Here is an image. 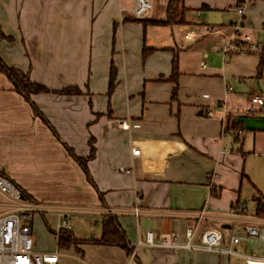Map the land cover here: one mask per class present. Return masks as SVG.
Masks as SVG:
<instances>
[{
	"label": "crops",
	"instance_id": "1",
	"mask_svg": "<svg viewBox=\"0 0 264 264\" xmlns=\"http://www.w3.org/2000/svg\"><path fill=\"white\" fill-rule=\"evenodd\" d=\"M169 1L153 0L150 16L138 20L133 0H0V59L48 90L30 97L46 124L0 72V172L40 212L70 209L77 240L99 239L102 220L115 218L130 249L142 243L139 264L264 258L248 253L252 246L264 251L258 243L230 246L245 226L264 227V217L254 215L258 201L264 203V106L253 103L249 112L250 98L264 97V50L220 54L232 32L224 27L239 20L229 15L237 0H180L183 25L142 23L163 21ZM210 12L220 13L221 23L204 36ZM242 24L253 42H264V0L245 7ZM190 30L202 36L184 42L182 33ZM144 48L153 50L145 58ZM174 52L175 83L168 81ZM112 66L116 86L108 95ZM68 88L78 93L59 94ZM90 139L88 179L63 144L86 158ZM204 206L201 228L219 230L222 247L233 255L144 245L148 232L155 244L173 236L183 244ZM48 239L54 244L36 242L34 249L52 253L56 247L58 264L63 258L127 264L126 250L117 246L80 243L64 255L56 238Z\"/></svg>",
	"mask_w": 264,
	"mask_h": 264
},
{
	"label": "built area",
	"instance_id": "2",
	"mask_svg": "<svg viewBox=\"0 0 264 264\" xmlns=\"http://www.w3.org/2000/svg\"><path fill=\"white\" fill-rule=\"evenodd\" d=\"M252 0H237L235 12L239 20L229 25L231 35L226 38L224 45L220 49V54L224 57L236 54H257L264 50V42H253L250 35L243 31L242 17L244 9ZM153 10V0H133L132 14L138 20L146 19ZM201 14L198 13V16ZM211 24L204 25V36L212 31ZM264 37V25L260 28ZM202 35L190 30L182 33L184 42H193ZM205 68L204 64L202 65ZM230 89H228V92ZM249 112L254 113L253 103L259 107L264 106V97L253 96L250 98ZM124 130L129 129V122H120ZM132 154L137 156L139 150H132ZM122 171V170H121ZM0 264H58L59 253L37 252L33 248L32 228L29 221L33 217V212L40 210L28 199L24 198L20 189L0 172ZM204 206L197 214L193 226L186 228L184 233L185 241L183 244L178 242V238L173 236L170 241L162 239L159 244L153 241V233L148 232L145 236L144 245L160 246L174 249H184L188 251L203 250L206 252L225 253L233 255L231 247H222L223 236L217 229H202L201 221L204 219ZM239 208H243L239 206ZM50 209L41 210L42 212ZM56 217V230L54 237L61 230H71V210L58 208L51 210ZM241 241L258 243L264 247V227L247 225L243 229L240 237H232L230 246L236 245ZM142 243L138 241L137 246ZM137 246L128 255L127 264H139L137 260ZM244 264H264V258H255L243 255Z\"/></svg>",
	"mask_w": 264,
	"mask_h": 264
},
{
	"label": "trees",
	"instance_id": "3",
	"mask_svg": "<svg viewBox=\"0 0 264 264\" xmlns=\"http://www.w3.org/2000/svg\"><path fill=\"white\" fill-rule=\"evenodd\" d=\"M178 2H180V0H170L168 2L167 10H166V18L163 21L152 20V21H146V22L144 21L142 23L144 25H151V26L183 25L185 23L184 18H183V14L185 10L181 9L180 14H178L177 8H176ZM200 10L209 11V8L206 5H202ZM115 27L116 25L114 24V29ZM0 36L2 37V35ZM152 51L153 50L144 48L142 51V57L145 58L147 54ZM260 67H261V61H260L258 68ZM0 72H2L7 77V79L9 80V82L11 83L13 87V90L17 94L22 96L27 103H29L34 114H36L46 124H48V122L44 119L43 115L39 112V110L36 108V106L32 103L30 99L31 95L38 94V93H48V90L38 84L31 82L29 80L27 73H23L17 69L7 67L2 62L1 59H0ZM177 75H178L177 74V57H176V53L174 52L172 60H171V73H170V77L168 81L175 83ZM115 81H116L115 69L112 66L110 69L108 95H110L114 91V88L116 86ZM73 93H78V91L73 88H68V89H65L59 92V94H62V95H70ZM238 127L239 126L237 125H232L231 130L233 132H236ZM55 137L57 138L56 134H55ZM89 146H90L89 155L86 158H81V157H77L76 155H74L73 151L63 144V147L65 148L67 154L78 164V166L81 168V170L84 172V174L87 176L88 179H89V173L87 169V162L94 157L93 139L89 140ZM22 195L24 198L31 201V199H29L24 192H22ZM254 215L257 217H264V203L261 200H259L257 203ZM51 233L55 235V232H51ZM56 243H57V247L60 249H69L71 246H76L80 243L81 244L86 243V244L100 245V246H117V247H120L126 250L127 255H129L132 250V248L130 249L128 247L124 231L120 228L116 219L111 216H107L102 220L101 236L99 239L81 241V240H77L76 238H74L70 231L61 230L59 234H57Z\"/></svg>",
	"mask_w": 264,
	"mask_h": 264
},
{
	"label": "rangeland",
	"instance_id": "4",
	"mask_svg": "<svg viewBox=\"0 0 264 264\" xmlns=\"http://www.w3.org/2000/svg\"><path fill=\"white\" fill-rule=\"evenodd\" d=\"M195 12V11H193ZM230 15V19H235L236 18V12L235 9L232 8L229 12ZM226 18V17H225ZM224 23L226 24V20L224 21ZM229 23L226 24V26L224 28L227 29V27L229 28ZM179 38V37H178ZM206 37L203 38V40L200 41L201 42H205ZM0 202H2L0 200ZM54 212L51 210L45 211V212H33V217L32 219L29 221V225L32 228V239H33V248H34V243L38 242L40 246H46L47 243H50L51 245L54 244L53 240L48 239V236H51L53 238V234L51 232H54L56 230V219L54 217ZM72 220V217H71ZM35 250V249H34ZM56 251V247H54V252ZM62 251H67L66 249L60 250ZM249 254L251 255H255L257 257H262L264 256V251L261 250L260 248H258L257 246H252L251 250H248ZM63 253V252H62ZM247 253V252H246ZM64 255H66L67 253H63ZM74 261H72V263L69 264H73ZM61 264H68L66 262V260L63 258L61 260Z\"/></svg>",
	"mask_w": 264,
	"mask_h": 264
},
{
	"label": "water",
	"instance_id": "5",
	"mask_svg": "<svg viewBox=\"0 0 264 264\" xmlns=\"http://www.w3.org/2000/svg\"><path fill=\"white\" fill-rule=\"evenodd\" d=\"M220 23H221L220 13H218V12H210V13L207 14V24L217 25V24H220Z\"/></svg>",
	"mask_w": 264,
	"mask_h": 264
}]
</instances>
